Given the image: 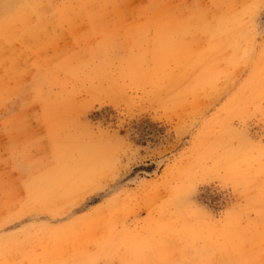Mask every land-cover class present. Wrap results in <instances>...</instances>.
I'll use <instances>...</instances> for the list:
<instances>
[{
  "label": "rangeland",
  "instance_id": "obj_1",
  "mask_svg": "<svg viewBox=\"0 0 264 264\" xmlns=\"http://www.w3.org/2000/svg\"><path fill=\"white\" fill-rule=\"evenodd\" d=\"M0 264H264V0H0Z\"/></svg>",
  "mask_w": 264,
  "mask_h": 264
}]
</instances>
